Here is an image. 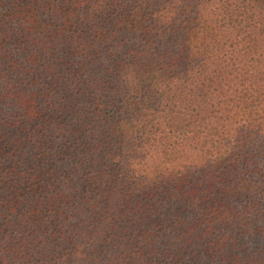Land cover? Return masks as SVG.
Instances as JSON below:
<instances>
[{
    "label": "trees",
    "instance_id": "1",
    "mask_svg": "<svg viewBox=\"0 0 264 264\" xmlns=\"http://www.w3.org/2000/svg\"><path fill=\"white\" fill-rule=\"evenodd\" d=\"M0 264H264V0H0Z\"/></svg>",
    "mask_w": 264,
    "mask_h": 264
}]
</instances>
